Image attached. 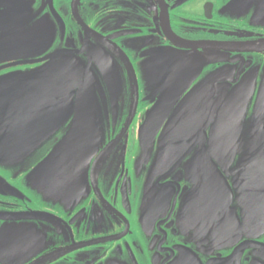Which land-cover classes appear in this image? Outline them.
Wrapping results in <instances>:
<instances>
[{
  "label": "flooded vegetation",
  "instance_id": "flooded-vegetation-1",
  "mask_svg": "<svg viewBox=\"0 0 264 264\" xmlns=\"http://www.w3.org/2000/svg\"><path fill=\"white\" fill-rule=\"evenodd\" d=\"M21 3L26 45L0 53V79L32 73L57 51L73 55L99 83L103 136L85 192L52 194L32 173L69 130L62 89L59 110L49 95L13 110L16 136L41 141L0 162V264H264V167L239 183L249 176L239 173L244 156L264 140V0ZM184 59L189 73L172 77ZM200 87L204 119L185 138L202 140L204 157L188 148L154 169L169 117L145 159L138 131L146 112L174 98L171 90L176 108ZM223 108L235 111L222 119ZM234 139L231 151L212 148Z\"/></svg>",
  "mask_w": 264,
  "mask_h": 264
},
{
  "label": "water",
  "instance_id": "water-1",
  "mask_svg": "<svg viewBox=\"0 0 264 264\" xmlns=\"http://www.w3.org/2000/svg\"><path fill=\"white\" fill-rule=\"evenodd\" d=\"M21 0L19 8L12 9L11 3L0 1V53L6 55L15 52L17 48L26 45L18 34L24 23H21L24 16L29 15V11H23ZM3 8V10H1ZM1 60V58H0ZM191 60L184 59L182 66L171 72V76L176 78L182 72L189 73ZM155 65L152 66V79L157 80ZM174 73L178 75L175 76ZM18 76V77H17ZM17 80L19 82L17 83ZM156 84V82H155ZM97 78L80 60L73 55L62 51L50 54L46 62L35 69L32 73L8 75L0 79V129H4L0 136V162L8 163L12 160L22 159L25 154L41 141L17 137L22 129H15L16 113L15 108L38 107L39 102L46 101V96H50L51 107L58 108V96L60 89L64 95L63 117L72 121L66 136L58 143L47 158L33 171V181L41 182L44 191L49 189L52 194H66L71 196L85 192L89 163L93 155L98 151L103 132L101 120V108L98 102L97 89L99 88ZM175 90L170 91V96L174 98H162L151 107L145 116V120L139 127V141L145 159H148L154 148V141L162 123L169 117L165 127L163 137L158 140V154L153 163V168L157 169L165 160L181 157V151L198 147L199 155L202 159L203 141L193 138H185L190 132L197 129V124L204 119V107L202 104V87L193 91L184 104L174 108L176 101ZM45 95V99L42 96ZM19 96V99H17ZM23 96V98H22ZM21 98V99H20ZM201 102L198 104L196 101ZM20 102L18 106L17 102ZM56 104H55V103ZM28 104V107L26 106ZM234 109L223 108L221 118H226L228 113ZM235 111V110H234ZM258 114L263 110L258 108ZM245 109H242L238 120L241 121ZM59 117V115H57ZM62 116V115H61ZM235 116V112L233 113ZM196 128V129H195ZM237 140H216L212 141V148L227 149L231 151L237 146ZM34 145V146H33ZM250 149L257 152L244 156L239 173L245 175L246 179H239L240 184L248 182L253 167H264V140L254 141ZM52 182L50 186L44 182ZM262 211H259L260 214ZM253 213L254 217L259 216ZM249 221V220H248Z\"/></svg>",
  "mask_w": 264,
  "mask_h": 264
}]
</instances>
